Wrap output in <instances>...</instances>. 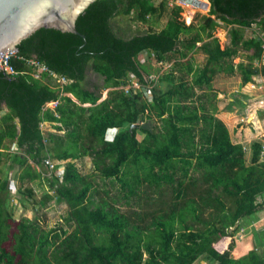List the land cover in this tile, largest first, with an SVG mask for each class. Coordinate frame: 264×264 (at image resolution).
<instances>
[{
    "label": "trees",
    "instance_id": "16d2710c",
    "mask_svg": "<svg viewBox=\"0 0 264 264\" xmlns=\"http://www.w3.org/2000/svg\"><path fill=\"white\" fill-rule=\"evenodd\" d=\"M208 1L202 20L186 24L179 5L167 7V0H95L77 17L78 33L41 27L18 44L9 59L15 73L0 71V264H264L255 246L231 254L237 221L264 209L262 143L250 142L246 162V149L216 115L213 88L220 73L236 71L239 86L264 76V0ZM164 14L159 30L130 36L111 24L121 15L149 23ZM221 23L229 25L223 47L213 34ZM247 28L255 33L245 37ZM196 50L205 53L201 63L187 58ZM239 50L245 59L233 62ZM31 57L70 80L58 86L45 72L32 77ZM88 67L102 77L100 87L86 86ZM133 77L140 87L131 86ZM102 89L108 91L100 100ZM53 100V108H42ZM42 122L51 131L42 133ZM124 123L129 127L109 141L108 131ZM85 156L92 170L82 173L77 162ZM51 160H66L61 174ZM98 177L117 182V192ZM34 179L66 206L56 226L22 214L33 195L24 183ZM11 186L22 194L18 221ZM151 187L157 196L142 189ZM133 203L139 205L121 207ZM225 236L220 251L214 243ZM8 240L11 249L3 246Z\"/></svg>",
    "mask_w": 264,
    "mask_h": 264
},
{
    "label": "rangeland",
    "instance_id": "374dc122",
    "mask_svg": "<svg viewBox=\"0 0 264 264\" xmlns=\"http://www.w3.org/2000/svg\"><path fill=\"white\" fill-rule=\"evenodd\" d=\"M154 2H159V0H153ZM178 0H167V7H170L173 3L179 5L180 10L179 18L184 21L186 24H189L191 22L197 23L202 20V16L206 15L209 7L204 9L202 6H193L191 4H178ZM205 1V0H200ZM210 6V5H209ZM166 19V15H162L159 20L157 21H151L149 23H141L132 21V19L128 16H117L111 20V24L114 26V29L119 35L124 36H130L133 34H139L147 32L151 29L153 30H159V28L164 24ZM229 27V25H224V23H221V25L216 26V28L213 31V34L219 38L221 46H224V44L227 42V34L226 30ZM252 33H255L253 29H245L244 30V36H250ZM262 45L264 46V41H262ZM147 51H141L139 53V56L141 59H143L146 55ZM240 53V54H239ZM244 53L239 50L238 55H235L232 58L233 62H236L238 59L242 58L245 59ZM205 57V54L201 51H192L188 54V59H194L195 62L201 63L203 62ZM259 63V62H258ZM167 66L166 63H163L160 66V71H162L163 68ZM151 77H154V75H151ZM220 77V78H218ZM137 78L133 77L131 79L132 85L134 86V83H136L138 86L134 87H140V85L136 81ZM215 80V81H214ZM213 80V87H215L218 90L223 89V93L221 95H218L219 99V105L220 109H226L227 112V118L225 121L227 123H234L239 127L238 133L242 135V138H244L245 141L248 140H259L263 142L264 140V83L259 79L256 78V81L252 82H246L240 87V91L242 93L246 94V98H244L246 105L243 108H238L236 105L228 106V108H225V105L228 103L227 98L230 93H235V90L238 87V84L240 82L239 75L237 72H233V74L226 75L224 73L218 74ZM103 83L102 77L93 71L91 67L87 68L86 72V79L85 84L88 88H95L97 86H101ZM124 87V86H123ZM157 87L159 89L163 88V84L157 83ZM214 88V89H215ZM124 89H128V87H124ZM108 89H102L100 100L106 98ZM145 94L149 95L148 91L144 89ZM197 92H200V90H197ZM139 123H143L144 126L151 127L152 123L150 121H143L140 120L137 121ZM250 122V125H248ZM127 127V126H126ZM250 128L248 130L247 128ZM47 128V126H41L42 131H44ZM51 129V128H50ZM49 129V131H51ZM229 129H231L229 127ZM110 131V130H109ZM233 131L230 130L231 138L233 137ZM111 135V131L109 134L107 133V137ZM247 142L243 143L246 144ZM264 143V142H263ZM248 146V145H246ZM247 148V147H246ZM245 148V149H246ZM245 159L246 162H248V156H249V150L245 151ZM78 169L82 173H87L88 171L92 170V161L91 158L84 157L83 159L79 160L77 162ZM44 173V172H43ZM98 183L103 188H107L110 190L111 193H116L119 187V184L117 182H110L108 180L103 181L100 177H98ZM24 186H31L33 189V195L31 197L25 198V207L23 209L22 214L26 217L32 218L33 215L37 217L38 223L41 227L47 228V227H53L56 226L59 222H61V215L64 214L65 211V204L62 202H58L56 199V196L54 195L53 191L51 189H48V187L45 184V181L42 179H34L32 181H25ZM166 185H162L161 188H158L159 190H162L164 194H166V190L168 188L165 187ZM11 197H10V203L13 204V206L17 209L16 212H14V218H16L15 221H18L19 218V207L20 203L18 201L19 197H22V194L17 191V186L13 187L11 186ZM146 189L151 196L155 197L157 196L156 193V187L151 188H142ZM164 189V190H163ZM40 201L42 202L40 204ZM142 202V201H141ZM141 202L139 204H141ZM149 202H144V204ZM139 204H136L137 206ZM133 205H135L133 203ZM132 204H123L121 207L122 209L127 208H134ZM12 223V228L14 225V221ZM236 229L234 230V234L236 236L237 244L236 246L231 250V254L234 257H237L240 253L239 250L245 251L248 248H251L250 246L258 247L259 250L263 251L264 255V209L257 211L255 213H252L249 216L242 217L237 221ZM229 238L227 236L221 238L218 242L214 243V246L218 250H223L227 247V242ZM3 246L7 249H11L9 240L3 243ZM195 264H207V262L204 261V259H199L195 262Z\"/></svg>",
    "mask_w": 264,
    "mask_h": 264
},
{
    "label": "water",
    "instance_id": "95a60500",
    "mask_svg": "<svg viewBox=\"0 0 264 264\" xmlns=\"http://www.w3.org/2000/svg\"><path fill=\"white\" fill-rule=\"evenodd\" d=\"M179 1L193 6L210 5L208 0ZM93 2L95 0H0V55L8 49L17 50L23 39L41 27L78 33L75 21Z\"/></svg>",
    "mask_w": 264,
    "mask_h": 264
},
{
    "label": "crops",
    "instance_id": "0c3cea01",
    "mask_svg": "<svg viewBox=\"0 0 264 264\" xmlns=\"http://www.w3.org/2000/svg\"><path fill=\"white\" fill-rule=\"evenodd\" d=\"M199 44V43H198ZM223 47V46H222ZM196 51H201V50H196ZM195 51V52H196ZM202 52V51H201ZM205 54V53H204ZM192 60H194V59H192ZM195 61V60H194ZM261 61H264V58H262L261 59ZM28 62V61H27ZM31 67V66H30ZM49 69V68H48ZM32 72H33V68H31V76H32ZM42 73V72H41ZM41 73H39V76H40V74ZM45 73H47L48 75H50L52 78H54V80L56 81V78L52 75V71H50V69H49V72H45ZM53 74H55V73H53ZM220 74H222V73H220ZM238 74V73H237ZM218 75V74H217ZM216 75V76H217ZM239 75V74H238ZM57 76V75H56ZM215 76V77H216ZM33 77V76H32ZM64 77V76H63ZM35 78H37V77H35ZM65 78V77H64ZM218 78H220V77H218ZM256 78H259L263 83H264V76H257V77H253V81L252 82H254V81H256ZM66 79V82H68L70 79H67V78H65ZM214 80V79H213ZM215 81V80H214ZM57 82V81H56ZM65 82V83H66ZM65 83H58L57 82V85L58 86H62L63 84H65ZM240 87L241 86H239V84H238V87L236 88V89H234L235 90V92H236V94L234 95V98L235 97H240V99H241V102L243 103V105H239L237 102H235L233 99V95H232V93H230V92H228V94H230L228 97L229 98H227V101H228V103L225 105V108H228V106H231V105H236L238 108H243L245 105H246V102H245V100H244V98H246L247 96H246V94L245 93H242L241 91H240ZM213 88H215V87H213ZM215 90L216 91H218V94H217V98H218V102H217V107H218V112H217V117L219 118V119H221L224 123H225V126H226V128H227V130H228V133H229V136H230V140L231 141H233V142H238V143H240L242 146H243V148H248L249 147V144H250V142H252L251 140H248V141H245L244 140V138H242V135H241V133L239 134L238 133V129H239V127H234V125H235V121H234V125L232 124V123H227V121H225L226 120V118H227V112L223 109H220V105H219V101H221L220 99H219V97H218V95H221L224 91H223V89L222 90H218V89H216L215 88ZM63 94H65V95H68L71 99H73L74 101H76V99L74 98V96L72 95V94H69V93H65V92H63ZM54 105H53V104ZM56 103H57V101L56 100H53V101H47V102H45L44 104H43V106H42V108H44V107H48V108H53L55 105H56ZM85 106H87V105H90V104H88V103H86V104H84ZM2 114V111L0 112V115ZM240 122H238L237 124H239ZM134 124H138V123H134ZM235 125V126H238V125ZM135 125V126H136ZM248 125H250V122H249V124ZM41 126H47V128L44 130V131H42L43 129H41ZM127 126V127H126ZM132 126V125H131ZM129 127V124L128 123H124L121 127H119V128H114V129H116L117 131L118 130H120V129H125V128H128ZM229 127L231 128V129H229ZM250 127L252 128V126L250 125ZM40 129H41V131H42V133L43 132H45V131H49V129H50V126H49V123H47V122H42L41 124H40ZM248 130H250V128L248 127L247 128ZM51 130V129H50ZM112 129H110V131H111ZM230 130L231 131H233L234 130V132L232 133L233 134V138L234 139H232L231 138V134H230ZM252 131H253V128L251 129ZM110 131H108V134H109V132ZM264 134V133H263ZM111 135H113V133H111ZM142 136H143V133H137V138L140 140L141 138H142ZM256 140V139H255ZM245 142H247L246 144H243V143H245ZM263 142H264V140H263ZM263 142H261V143H263ZM246 145H248V146H246ZM11 148L12 149H16L17 148V146H16V144L15 143H12L11 144ZM247 148H246V150H247ZM85 157H88V158H91L90 156H85ZM249 157V156H248ZM261 158H263L262 156H261ZM45 160H50V159H48V158H46ZM44 160V161H45ZM53 163H54V165H55V163H57V167H56V169H62L63 170V166H64V161H66V160H51ZM92 161V160H91ZM30 163H31V166H32V168L34 169V170H36V171H39V172H41V173H43V171L44 170H42L40 167H37V166H35V165H33V163H32V161H30ZM44 169L46 170V173H50V170H48L45 166H44ZM33 190V189H32ZM221 251V250H220ZM246 251V250H245ZM239 253H243V251H241V250H239Z\"/></svg>",
    "mask_w": 264,
    "mask_h": 264
},
{
    "label": "built area",
    "instance_id": "2783aa9c",
    "mask_svg": "<svg viewBox=\"0 0 264 264\" xmlns=\"http://www.w3.org/2000/svg\"><path fill=\"white\" fill-rule=\"evenodd\" d=\"M178 4H187L185 2L182 1H177ZM264 41V40H263ZM262 49L263 52L261 53V59L264 58V46L262 45ZM16 52V50L14 49H8L7 51H5L2 55H0V71H3L5 73H9V74H13L15 73L13 66L9 63V59L12 55H14ZM28 63L31 65V68H33V72H32V76L33 77H38L39 73L41 72H49V69L46 67V65L42 62H40L39 60H37L36 58H28ZM52 75L56 78V81L58 83H65L66 79L61 76V75H57L53 74ZM133 84V83H132ZM134 86H138L136 83H134ZM132 86V87H134ZM129 87V86H126ZM136 88V87H134ZM53 104V103H52ZM54 105V104H53ZM261 155H263L264 153V143L261 144ZM49 168L52 167V165H50L49 163ZM62 169H57L58 173H61Z\"/></svg>",
    "mask_w": 264,
    "mask_h": 264
},
{
    "label": "clouds",
    "instance_id": "9594fccd",
    "mask_svg": "<svg viewBox=\"0 0 264 264\" xmlns=\"http://www.w3.org/2000/svg\"><path fill=\"white\" fill-rule=\"evenodd\" d=\"M117 130L116 129H112L111 130V133H115ZM113 135H109L108 137H107V139L109 140V141H111V140H113ZM48 168H49V166H48ZM61 173H62V171H61ZM61 173H59V174H61ZM55 174H58V172H57V169L55 170Z\"/></svg>",
    "mask_w": 264,
    "mask_h": 264
},
{
    "label": "bare ground",
    "instance_id": "6f19581e",
    "mask_svg": "<svg viewBox=\"0 0 264 264\" xmlns=\"http://www.w3.org/2000/svg\"><path fill=\"white\" fill-rule=\"evenodd\" d=\"M200 1V0H199ZM188 4V3H187ZM198 6H202L203 7V5H198ZM198 6H196V7H198ZM209 6H206V7H203L204 9H206V8H208Z\"/></svg>",
    "mask_w": 264,
    "mask_h": 264
}]
</instances>
